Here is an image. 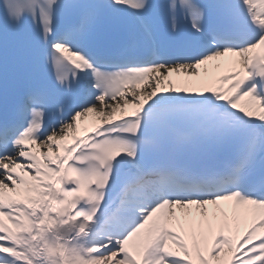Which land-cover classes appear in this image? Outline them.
<instances>
[{
  "label": "snow or ice",
  "instance_id": "obj_1",
  "mask_svg": "<svg viewBox=\"0 0 264 264\" xmlns=\"http://www.w3.org/2000/svg\"><path fill=\"white\" fill-rule=\"evenodd\" d=\"M0 264H264V0H0Z\"/></svg>",
  "mask_w": 264,
  "mask_h": 264
},
{
  "label": "bare ground",
  "instance_id": "obj_2",
  "mask_svg": "<svg viewBox=\"0 0 264 264\" xmlns=\"http://www.w3.org/2000/svg\"><path fill=\"white\" fill-rule=\"evenodd\" d=\"M205 67H208V66H201V76H204V69ZM173 78L175 79L176 78V75L173 74Z\"/></svg>",
  "mask_w": 264,
  "mask_h": 264
}]
</instances>
